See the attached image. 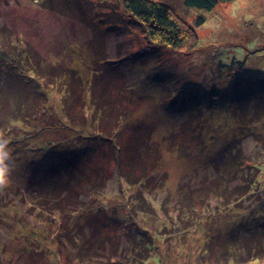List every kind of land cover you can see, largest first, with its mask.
Here are the masks:
<instances>
[{"label": "rangeland", "instance_id": "374dc122", "mask_svg": "<svg viewBox=\"0 0 264 264\" xmlns=\"http://www.w3.org/2000/svg\"><path fill=\"white\" fill-rule=\"evenodd\" d=\"M42 2L0 0V28L30 43L47 59L77 68L84 82L96 75L93 86L98 96L101 87L115 84L124 92L116 101L126 111V121L118 138L110 140L91 117L94 107L88 114L90 120L84 106L75 109L80 130L62 125L55 109L62 103V93L55 89L51 91V107L31 122L39 124L11 125L0 132L8 141L14 163L11 183L0 190V264H75L69 259L71 245L65 239L60 245L56 235L59 228L75 233L89 215L107 217L110 231H115L113 236L120 243L114 256L125 262L130 261L132 241L137 240L152 245L144 264H239L228 234L238 219H252L249 224L255 231L248 241L264 242V230L256 221L264 218L260 214L264 209V115L246 123L233 114L237 98L256 88L258 79H264V0H233L212 11L188 8L181 2L179 12L198 40L182 50L154 47L134 23L117 22L126 18L111 15L119 0H91L92 17L102 28L99 34L91 32L81 19L85 9L72 13L65 7L59 13ZM199 15L205 22L196 26ZM112 20L116 21L106 23ZM106 59L111 61L103 63ZM234 60L231 71L228 65ZM222 63L226 66L221 69ZM236 72L242 76L236 75L232 81ZM236 80L240 82L237 86ZM260 95L253 89L252 98ZM109 128L113 130V126ZM130 131L136 140L143 139L145 151H151L148 162L157 161L149 170L154 178L150 185H130L123 177L129 168L126 144ZM83 133L85 137L75 139ZM71 137L78 152L73 158L79 163L70 165L72 161L65 154L67 164L50 165L49 142H55L59 154L67 149L65 141ZM231 141L240 145L245 155L242 173L234 174L229 183L234 187L247 177L244 185L249 191L239 197L244 209L224 203L236 194L221 197V189L213 185L225 186V175L230 178L224 161ZM115 151L118 154L114 155ZM43 158L45 164L41 163ZM80 168L91 176H109L97 190L81 194L82 206L51 209L48 206L53 199L38 201L43 198L40 181L50 178L58 182L68 171L76 173ZM69 178L73 183L75 178L67 175ZM203 180L214 182L203 187ZM183 183L191 190L200 189L193 193L194 206L184 212L179 206V185ZM141 188L152 203L151 213L132 208ZM53 189L60 197L65 190L73 191L71 187ZM208 228L226 241L228 251L216 247L217 252L202 256ZM139 249L147 250L143 246ZM242 264H264V257Z\"/></svg>", "mask_w": 264, "mask_h": 264}, {"label": "trees", "instance_id": "16d2710c", "mask_svg": "<svg viewBox=\"0 0 264 264\" xmlns=\"http://www.w3.org/2000/svg\"><path fill=\"white\" fill-rule=\"evenodd\" d=\"M231 1L233 0H119V5L118 3V6L114 5L115 7L113 10H115V12H111V15L122 14V16H125L126 18L117 22L127 23V21H129L134 23L136 26L133 27L140 28L145 33L146 38L154 43V47L168 46L176 50H182L191 45H195L198 40L194 30L185 23V18L179 12L178 4L182 2L183 5L188 8L199 11H212L220 3H228ZM42 4L45 8L59 13H63L65 7H67L66 12L71 11L72 13H74V11L83 12L85 9L84 18L81 19L91 29L90 31L99 34L102 29L99 22L92 17L91 8L89 7L91 0H43ZM120 9H122V12H119ZM115 21H107L106 23ZM204 22L205 17L199 15L195 20V25L201 26ZM37 23H40V20ZM6 31V29L0 28V132L8 130L11 125L26 124L28 126H36L39 124L31 122H34L39 115L44 114L51 107L50 104L53 103L51 101V91L57 89L62 93V103H60V107L57 108L54 106L58 111L59 123L70 126L71 129H76V131H78L80 129L76 126L78 121L76 118L78 116L75 109L84 106L87 110V117L90 120L88 114L90 115L95 108L91 117L97 120L98 126L101 127V132H106L103 133L105 139L110 140L118 138L119 130L126 121V111H122L119 103L116 101V96H118V94H123V91L114 86L115 84L108 86L102 84L101 86L105 87H101V94L98 96L96 88L93 86H96V75H92L90 79L84 82L82 80V75L79 76L77 68L64 66L54 59H47L30 43L21 38H13L11 33H6ZM104 31L106 32L107 29ZM110 61L111 60L108 59L102 60L103 63ZM234 63H236V60H234L231 65H228L229 68L231 67V71L234 69ZM241 64L243 63L241 62ZM220 66L222 69L226 64L222 63ZM236 75L237 77L242 76L240 72L233 73V77L231 78L232 81L235 79ZM77 81L79 82V90L76 88ZM93 81L94 83L92 84ZM239 83L238 80L235 81L236 86L239 85ZM263 84L264 79H258L256 88H250L248 93H244L237 98L233 114L243 121H246V123L254 122L256 119H259L262 114L264 115ZM251 86H253V84H251ZM126 89L130 90L132 88L126 87ZM253 89H257L261 95L252 98ZM202 95H204V93H199V97ZM97 96L100 97V99H98ZM202 98L204 99L206 97L202 96ZM200 118L201 117L198 119ZM197 122L199 123V121ZM109 126H113V130L109 128ZM130 134L126 144L128 152L127 164L129 168L127 171L123 172V177L130 185H150L154 178L150 175L149 170L156 166L157 161H151L149 163L148 158L152 155L150 154L151 156H148V154L151 151H145V148L141 147L143 139L139 138L137 141L136 138L132 136L131 131ZM143 134L144 133H140V135ZM82 135L80 138L78 136L75 139H82L85 137V133ZM65 142H67V149H62L61 153H59L61 155L56 154L59 150H55V142H49L47 154L51 155V157H48L50 165L56 164L57 162L67 164L63 159L65 154L68 155L67 157L69 160L74 163L70 165L74 166L79 163L78 161L75 162L76 158H73L78 156V152L72 146L76 141L71 137L70 139L67 138ZM80 142L83 141L80 140ZM116 147L119 152L121 146L117 144ZM227 149L228 157L225 159L224 164L226 165L225 171L228 170L230 178L225 175L228 179L224 182L226 184L225 186L217 182L213 185H216L217 189H221V197L226 195L232 197L236 194V196L230 200L226 199V201H223L224 203H230V205H234V207L236 205V207L244 209L240 201L249 191L248 187L244 185L248 180L247 177L244 178L245 181L243 184L234 187L229 185L236 177L234 174L238 172L242 173L241 169L245 159L244 150L233 141L229 143ZM115 154H118L117 151H115L114 155ZM49 158H51L53 162L50 161ZM31 160L33 161V159ZM46 162L47 160L43 158L41 163L45 164ZM125 165L126 163L124 162L123 167H125ZM62 172H64V170ZM45 173L46 170L42 175H45ZM67 175L75 178L73 183L70 178L67 179ZM107 176L106 174V177ZM106 177L99 178V173L91 176L90 172L80 168L76 173H74V171H68V174L64 175V179L58 180V182H54V180L49 177L46 181L39 180L42 186L41 193L43 198L40 200L38 199V201L43 203L48 198H51L53 202L48 206L51 209H60L63 207L65 209V205L69 204L72 206V210H75L76 207L83 205L81 194L86 191L97 190L100 183H102V185L104 184ZM99 179H101L100 182ZM213 182L203 180L200 184L204 187L205 184H212ZM55 186L62 188L71 187L73 191L64 189L65 194L63 196L65 197H60L57 196L56 190L53 189ZM142 189L143 188L136 193L132 208L151 213L154 211V208L152 203L145 197ZM210 189L212 188L208 190ZM199 190L200 189L191 190L188 188L187 184L184 183L179 185L180 211L191 210V207L195 204L193 193ZM239 197L242 198L240 199ZM260 214H263L262 216L264 217V209ZM105 219L108 220L107 217L103 218V216L99 215H89L75 233L65 228L58 229L56 240L59 241V244L64 245L63 239H65L72 247V255L69 256V259L74 261L75 264H144L145 260L150 256V250L152 248L151 243L143 245V242L141 244L139 241L133 240L130 248V261L125 262L119 260L117 256H114V253H118L120 243L115 240L116 236H113L115 231L112 229V231H110L109 221L107 222ZM238 220L237 224H234V226L229 229L228 234L230 240H232L230 243H232L235 248L233 252L240 257L239 264L264 257V242L254 241L252 243L250 240L248 241L249 235L255 231L254 225L251 226L249 224L252 219L243 220L240 218ZM256 221H258L257 226L260 224L264 230V218L262 220L256 219ZM225 242L221 240L211 228H208L204 239V246L202 249L204 252L202 256L204 253L209 254L214 253V251L217 252L218 250L216 247L228 251L229 248H227L228 245ZM142 246L143 248H147V250L142 252V249H139V247L142 248ZM219 264H221V262H219Z\"/></svg>", "mask_w": 264, "mask_h": 264}, {"label": "clouds", "instance_id": "9594fccd", "mask_svg": "<svg viewBox=\"0 0 264 264\" xmlns=\"http://www.w3.org/2000/svg\"><path fill=\"white\" fill-rule=\"evenodd\" d=\"M13 168V157L11 150L8 148V141L0 133V190H3L11 183Z\"/></svg>", "mask_w": 264, "mask_h": 264}]
</instances>
